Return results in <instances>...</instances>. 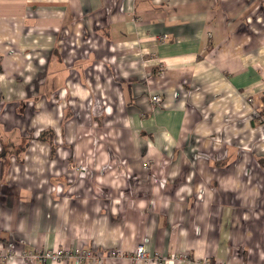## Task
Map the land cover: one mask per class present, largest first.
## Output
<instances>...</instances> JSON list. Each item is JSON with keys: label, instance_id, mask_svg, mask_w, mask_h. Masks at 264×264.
Wrapping results in <instances>:
<instances>
[{"label": "crops", "instance_id": "obj_1", "mask_svg": "<svg viewBox=\"0 0 264 264\" xmlns=\"http://www.w3.org/2000/svg\"><path fill=\"white\" fill-rule=\"evenodd\" d=\"M58 248L264 264V0H0V264Z\"/></svg>", "mask_w": 264, "mask_h": 264}, {"label": "built area", "instance_id": "obj_2", "mask_svg": "<svg viewBox=\"0 0 264 264\" xmlns=\"http://www.w3.org/2000/svg\"><path fill=\"white\" fill-rule=\"evenodd\" d=\"M161 98L159 96H152L151 102L154 105H159L161 103ZM145 243L140 244L135 252L136 260L147 262L148 259L145 256ZM117 256L118 254H111V256ZM28 261H51V262H68L73 261L74 264H83L84 261L90 260L92 258L91 252L85 249H77L75 252H68L62 248H58L54 251L48 252H30L26 256Z\"/></svg>", "mask_w": 264, "mask_h": 264}, {"label": "trees", "instance_id": "obj_3", "mask_svg": "<svg viewBox=\"0 0 264 264\" xmlns=\"http://www.w3.org/2000/svg\"><path fill=\"white\" fill-rule=\"evenodd\" d=\"M47 135H48V136L51 135V134H50V131H48V132H43V131H42V132H40V134H39V136H38V139H40V140L43 141V140H44V137L47 136ZM24 148H25V147H24ZM23 150H25V149H23Z\"/></svg>", "mask_w": 264, "mask_h": 264}, {"label": "rangeland", "instance_id": "obj_4", "mask_svg": "<svg viewBox=\"0 0 264 264\" xmlns=\"http://www.w3.org/2000/svg\"><path fill=\"white\" fill-rule=\"evenodd\" d=\"M94 106H97V105H94ZM96 110H98V107H96ZM104 123V125L107 123V120L105 121V122H103ZM106 126V125H105ZM107 126H110V125H107ZM88 127H91V125L90 126H88ZM93 127V126H92ZM104 127V126H103ZM107 128V127H106ZM109 128V127H108ZM30 138H31V136H30Z\"/></svg>", "mask_w": 264, "mask_h": 264}]
</instances>
